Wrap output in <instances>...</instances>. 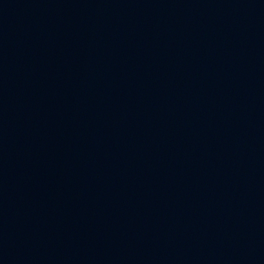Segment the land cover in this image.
<instances>
[{"label":"water","instance_id":"obj_1","mask_svg":"<svg viewBox=\"0 0 264 264\" xmlns=\"http://www.w3.org/2000/svg\"><path fill=\"white\" fill-rule=\"evenodd\" d=\"M0 264H264V0H0Z\"/></svg>","mask_w":264,"mask_h":264}]
</instances>
